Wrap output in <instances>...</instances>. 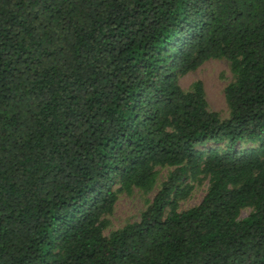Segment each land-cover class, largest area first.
<instances>
[{"label": "trees", "instance_id": "trees-1", "mask_svg": "<svg viewBox=\"0 0 264 264\" xmlns=\"http://www.w3.org/2000/svg\"><path fill=\"white\" fill-rule=\"evenodd\" d=\"M221 58L226 119L179 85ZM159 165L105 236L115 186ZM0 264H264V0H0Z\"/></svg>", "mask_w": 264, "mask_h": 264}, {"label": "rangeland", "instance_id": "rangeland-1", "mask_svg": "<svg viewBox=\"0 0 264 264\" xmlns=\"http://www.w3.org/2000/svg\"><path fill=\"white\" fill-rule=\"evenodd\" d=\"M235 81L231 62L227 59H210L198 69L179 75V85L185 92L193 91L197 82H202L209 110L219 114L221 119L230 116L231 110L225 95L226 88ZM245 148L242 146L241 149ZM248 148V147H247ZM174 166H156L157 180L151 191H145L134 187L126 190L120 184L115 186L117 202L110 214L105 215V236L123 229L128 224L139 222L142 214L150 206L154 196L168 179ZM210 188L209 177L201 174L195 178L187 176L183 183V189L187 195L180 197L178 211H185L199 205ZM251 207L241 211V219L246 218L251 212Z\"/></svg>", "mask_w": 264, "mask_h": 264}]
</instances>
